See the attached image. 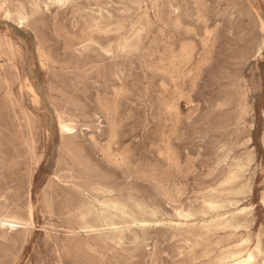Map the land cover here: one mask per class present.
<instances>
[{
    "label": "rangeland",
    "instance_id": "obj_1",
    "mask_svg": "<svg viewBox=\"0 0 264 264\" xmlns=\"http://www.w3.org/2000/svg\"><path fill=\"white\" fill-rule=\"evenodd\" d=\"M250 253L264 0H0V264Z\"/></svg>",
    "mask_w": 264,
    "mask_h": 264
},
{
    "label": "bare ground",
    "instance_id": "obj_2",
    "mask_svg": "<svg viewBox=\"0 0 264 264\" xmlns=\"http://www.w3.org/2000/svg\"><path fill=\"white\" fill-rule=\"evenodd\" d=\"M130 42V41H129ZM30 61V60H29ZM4 62V61H3ZM61 129L63 131H68L70 130V128L68 127V125L61 123ZM16 218V217H15ZM15 220V219H14ZM13 219L10 220L11 222H15ZM12 224V223H11ZM36 228V227H35ZM245 242V241H244ZM249 243V242H248ZM250 244V243H249ZM256 249L258 250V248L256 247ZM254 260V255L253 254H248L245 257H238L236 258L231 264H252ZM256 260V259H255Z\"/></svg>",
    "mask_w": 264,
    "mask_h": 264
}]
</instances>
